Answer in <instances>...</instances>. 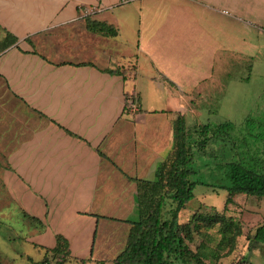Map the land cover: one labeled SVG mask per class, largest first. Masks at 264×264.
<instances>
[{
    "label": "crops",
    "instance_id": "1",
    "mask_svg": "<svg viewBox=\"0 0 264 264\" xmlns=\"http://www.w3.org/2000/svg\"><path fill=\"white\" fill-rule=\"evenodd\" d=\"M263 38L264 0H0V230L36 262L62 236L70 258L112 264L175 119L186 126L238 69L228 55ZM238 195L226 206L242 210Z\"/></svg>",
    "mask_w": 264,
    "mask_h": 264
},
{
    "label": "rangeland",
    "instance_id": "2",
    "mask_svg": "<svg viewBox=\"0 0 264 264\" xmlns=\"http://www.w3.org/2000/svg\"><path fill=\"white\" fill-rule=\"evenodd\" d=\"M202 57L198 55L199 60ZM218 57L221 55H215L216 59ZM228 57L238 66V69L231 71L230 79H223L229 84L217 95L209 96L205 100L200 97L195 99V116L187 119L186 141L193 154L190 167L195 170L191 179L201 183L195 186L193 199L182 210L185 214L181 215L180 223L190 221L195 213L204 216L223 213L235 217L242 223V233L236 238L231 251L226 252L227 248H217L221 237L218 225L214 224L210 229H206L203 222H199L200 227L194 232L193 241L189 242L190 248L196 250L200 246L209 255L206 260L209 264H262L264 244L249 242L247 236L264 223V196L238 195L237 200L242 206V202L247 199L245 207L241 210L226 206L225 186L229 184L228 161L241 160L264 173V38L255 52L229 54ZM197 91L203 93L201 85L197 86ZM221 123H229L228 130L219 132L224 136L228 133L229 138L227 136L226 140H222L218 136L210 139L207 146L200 149L199 140L209 136ZM205 124H209V130L203 129ZM173 207L174 201L168 195L162 204V219L171 213ZM30 226L31 223L27 219L22 220L16 225V232L21 236L29 235L33 230ZM13 233L14 231L0 230V264H45V259L36 262V252L27 242L7 239ZM123 234L122 232L120 236ZM20 251L29 257L18 256ZM46 258L48 264H55L62 257L48 254ZM244 259L247 261L244 262ZM88 263L89 261L85 262ZM66 264L80 262L70 258Z\"/></svg>",
    "mask_w": 264,
    "mask_h": 264
},
{
    "label": "trees",
    "instance_id": "3",
    "mask_svg": "<svg viewBox=\"0 0 264 264\" xmlns=\"http://www.w3.org/2000/svg\"><path fill=\"white\" fill-rule=\"evenodd\" d=\"M87 27L97 32L115 35L116 29L103 22L87 23ZM110 72H120L123 78L133 75L135 70L111 69ZM133 97L126 94V97ZM229 123L219 124L211 134L198 142V147L204 149L210 139L221 137L226 140L227 134L221 135V130L229 128ZM209 124L203 125L209 130ZM184 119L178 116L172 126V144L167 156L158 163L155 177L151 181L138 183L137 196L139 206V220L132 222L129 228L125 245L117 254L112 264H209L206 262L208 254L200 246L192 250L189 242L193 241L194 232L203 222L206 229L214 224L218 225L221 237L217 248L229 252L234 247L236 238L242 233V223L232 216L223 213L204 216L195 213L186 223H179L178 215L181 209L194 197V188L200 181L191 179L194 170L190 167L193 154L187 146ZM229 138V136L227 137ZM229 184L225 186L227 197L225 204L233 203L236 194L264 196V173L257 170L254 165L241 160L228 161ZM170 195L174 201L171 213L162 219V204L164 198ZM249 242L264 244V223L259 225L253 233L247 236ZM54 257H62L55 264L69 262V248L65 238L57 237L56 245L50 249ZM45 264H48L45 257ZM244 262L247 260L244 259ZM85 264L82 260H77ZM248 264V262H247ZM264 264V258L262 261Z\"/></svg>",
    "mask_w": 264,
    "mask_h": 264
},
{
    "label": "built area",
    "instance_id": "4",
    "mask_svg": "<svg viewBox=\"0 0 264 264\" xmlns=\"http://www.w3.org/2000/svg\"><path fill=\"white\" fill-rule=\"evenodd\" d=\"M131 1H135V0H121L122 3H127V2H131ZM95 10H96L95 7H91V8L89 7V8H87L86 13L87 14L94 13Z\"/></svg>",
    "mask_w": 264,
    "mask_h": 264
}]
</instances>
